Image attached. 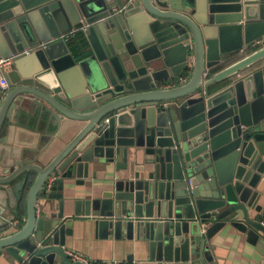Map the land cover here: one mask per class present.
Masks as SVG:
<instances>
[{"label": "water", "instance_id": "water-1", "mask_svg": "<svg viewBox=\"0 0 264 264\" xmlns=\"http://www.w3.org/2000/svg\"><path fill=\"white\" fill-rule=\"evenodd\" d=\"M0 58V264H87L81 218L147 264H213L227 226L264 255V0H0Z\"/></svg>", "mask_w": 264, "mask_h": 264}, {"label": "crops", "instance_id": "crops-1", "mask_svg": "<svg viewBox=\"0 0 264 264\" xmlns=\"http://www.w3.org/2000/svg\"><path fill=\"white\" fill-rule=\"evenodd\" d=\"M70 41L69 47L77 45V36H72ZM85 54L89 55V51H86ZM5 67L6 66L3 67V70H0L1 75H3ZM82 124V122L80 123L69 118H64L58 130L52 133L54 137L41 153L37 163L43 166L49 162L64 142H66ZM69 128L71 131L67 130ZM42 144L43 140L40 146ZM114 177H117V175L115 176L113 168L109 166L105 171L98 170L97 178L92 180V182L87 180L86 183H92L96 192H99L105 189L104 186L111 183V179ZM75 189L74 198H81L85 193L84 186H75ZM42 201L43 199L40 196L37 200V205L40 206ZM50 208L52 210H57V199L52 200ZM71 212L66 211L65 215L67 216ZM25 217L24 204V206L21 207L20 214L15 217V222L18 221V223L23 225ZM72 231V235L67 237L65 250L67 252L71 251L80 254L87 260V264H133L135 261L147 264L145 253L136 249L133 241L125 239L115 240L111 235L106 239L99 238L94 232L92 222L87 218H81L74 222ZM210 242L209 247L214 256L218 257L213 264H264V255L260 254L255 246L246 241L245 234L240 233L232 227L227 226L218 231ZM0 261H2V259H0Z\"/></svg>", "mask_w": 264, "mask_h": 264}, {"label": "built area", "instance_id": "built-area-1", "mask_svg": "<svg viewBox=\"0 0 264 264\" xmlns=\"http://www.w3.org/2000/svg\"><path fill=\"white\" fill-rule=\"evenodd\" d=\"M72 34L73 33L62 35L61 38H63L65 41H68L71 38ZM8 63H9L8 58H6V59L5 58H0V70H2L4 66L8 65ZM6 86H7L6 85V81H5L4 77H3V75L0 74V88L4 89V88H6ZM52 181H53V177H50L47 180V183H46V188L47 189H49ZM68 254L73 260H80V261H84V262L87 263V260L83 256H81L80 254H77V253L71 252V251H69ZM133 264H142V263L138 262V261H135V262H133Z\"/></svg>", "mask_w": 264, "mask_h": 264}, {"label": "trees", "instance_id": "trees-1", "mask_svg": "<svg viewBox=\"0 0 264 264\" xmlns=\"http://www.w3.org/2000/svg\"><path fill=\"white\" fill-rule=\"evenodd\" d=\"M79 35H80V34H76L75 36H77V38H78ZM82 40H83L82 38H78V44H77V45H74V47H71V46H70L71 49L74 50V51H77V48H78V46H79V43H80V44L83 43ZM68 42H71L70 39L68 40Z\"/></svg>", "mask_w": 264, "mask_h": 264}]
</instances>
